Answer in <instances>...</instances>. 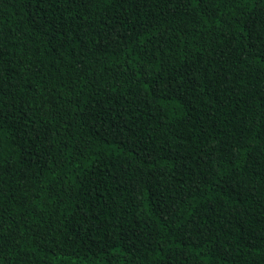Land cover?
<instances>
[{"label": "trees", "instance_id": "16d2710c", "mask_svg": "<svg viewBox=\"0 0 264 264\" xmlns=\"http://www.w3.org/2000/svg\"><path fill=\"white\" fill-rule=\"evenodd\" d=\"M0 264H264V0H0Z\"/></svg>", "mask_w": 264, "mask_h": 264}]
</instances>
